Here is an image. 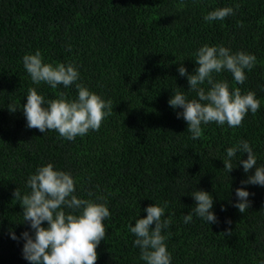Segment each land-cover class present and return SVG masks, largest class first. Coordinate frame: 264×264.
Instances as JSON below:
<instances>
[{"label":"trees","instance_id":"16d2710c","mask_svg":"<svg viewBox=\"0 0 264 264\" xmlns=\"http://www.w3.org/2000/svg\"><path fill=\"white\" fill-rule=\"evenodd\" d=\"M222 7H232L234 15L204 20ZM203 45L256 56L243 84L227 71L214 78L227 81L230 91L254 92L260 109L249 111L238 127L202 124L193 140L186 121L177 118L182 109L168 100L177 91L198 99L178 67L193 73ZM37 51L43 63L72 64L77 81L56 88L34 84L23 56ZM77 84L114 106L98 131L74 140L28 128L22 108L7 107L22 106L30 88L45 107L61 93L75 100ZM242 140L264 166V0H0V264H30L22 256L21 233L34 232L22 222L13 192L30 193L28 178L48 163L72 176L78 198L103 203L110 212L96 264H145L129 225L151 204L164 207L162 219L171 221L163 233L171 264H260L264 186L241 183L255 170L245 173L239 163L247 153L237 154L231 172L223 168L226 149ZM237 187L250 193L243 213L234 206ZM194 190L212 195L216 223L194 213L184 223L195 206Z\"/></svg>","mask_w":264,"mask_h":264},{"label":"clouds","instance_id":"9594fccd","mask_svg":"<svg viewBox=\"0 0 264 264\" xmlns=\"http://www.w3.org/2000/svg\"><path fill=\"white\" fill-rule=\"evenodd\" d=\"M230 15H234V9L222 7L208 12L204 20L223 21ZM195 63L197 67L193 73H188L182 64L178 73L187 77L188 90L194 91L198 99L189 100L185 93L177 91L168 100L172 108L182 109L177 118L182 117L186 121L187 131L193 140L200 137L202 124L215 122L221 126L238 127L249 111L255 114L260 109V101L254 92L241 94L239 88L230 91L227 81L214 78V74L227 71L237 84H243L246 80L244 70H251L256 63L254 54L232 53L222 45H203L195 53ZM23 66L34 84L46 82L52 88L60 84L68 87L79 78V72L72 64L53 66L43 63L38 51L24 55ZM203 85H207V90ZM76 87L78 97L75 100H66L61 93L59 99L48 100L45 107L44 97L30 88L22 106L9 104L7 107L10 112L22 108L28 128L38 129L41 133L55 130L60 137L74 140L89 130L98 131L114 106L110 100L105 101L86 87L80 84ZM238 153H247V158L239 161L245 173L255 169L241 183L264 186V166H257V158L247 141L242 140L226 149V157L222 159L226 172L235 167L233 159L239 158ZM27 186L31 190L28 194L21 195L18 188L13 192L14 199L23 209L22 222H27L34 232V235L28 231L21 233L23 258L30 264H96V248L106 234L103 221L110 216L105 204L78 198L74 194L72 176L54 169L51 163L38 167L28 178ZM235 194L237 201L234 206L243 213L251 205L248 200L250 193L244 187H237ZM191 196L195 206L184 215V223L192 221L193 213L208 224L216 223L217 218L211 210L212 195L204 190H194ZM144 210L147 215L129 225V231L135 236L134 246L140 249V258L145 264H171V254L163 234L171 224L170 220L162 219L165 208L151 204ZM44 222H47L46 227L42 226ZM227 234L231 235V231ZM12 238L17 239L14 234Z\"/></svg>","mask_w":264,"mask_h":264}]
</instances>
